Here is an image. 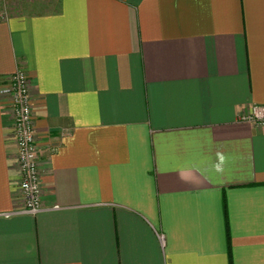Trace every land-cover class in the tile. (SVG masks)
Listing matches in <instances>:
<instances>
[{"label": "crops", "instance_id": "0c3cea01", "mask_svg": "<svg viewBox=\"0 0 264 264\" xmlns=\"http://www.w3.org/2000/svg\"><path fill=\"white\" fill-rule=\"evenodd\" d=\"M0 22V264H264V0H18ZM24 71L41 203L6 81ZM162 234L163 239H159Z\"/></svg>", "mask_w": 264, "mask_h": 264}, {"label": "built area", "instance_id": "2783aa9c", "mask_svg": "<svg viewBox=\"0 0 264 264\" xmlns=\"http://www.w3.org/2000/svg\"><path fill=\"white\" fill-rule=\"evenodd\" d=\"M0 0V22L6 20L7 9ZM6 103L12 113V138L18 161L22 205L17 212L36 214L45 209L41 203V175L38 160L37 130L29 93V80L22 70L7 78ZM239 121L264 126V104H252ZM162 240V234H159Z\"/></svg>", "mask_w": 264, "mask_h": 264}, {"label": "rangeland", "instance_id": "374dc122", "mask_svg": "<svg viewBox=\"0 0 264 264\" xmlns=\"http://www.w3.org/2000/svg\"><path fill=\"white\" fill-rule=\"evenodd\" d=\"M3 1L5 8H8V6L13 5V3L17 2L18 0H3Z\"/></svg>", "mask_w": 264, "mask_h": 264}]
</instances>
